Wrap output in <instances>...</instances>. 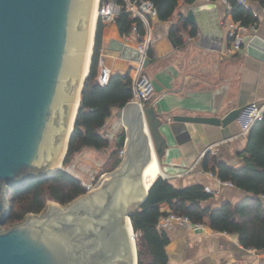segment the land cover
Instances as JSON below:
<instances>
[{"label": "water", "instance_id": "95a60500", "mask_svg": "<svg viewBox=\"0 0 264 264\" xmlns=\"http://www.w3.org/2000/svg\"><path fill=\"white\" fill-rule=\"evenodd\" d=\"M96 2L0 0V264H138L131 216L148 198L143 176L153 151L160 164L169 147L167 121L154 104L130 102L117 113L127 128L125 156L99 191L65 206L49 202L46 211L1 228L11 213V187L62 169L89 75ZM195 10L187 12L193 25ZM119 49L122 58L143 61L142 70L151 62L139 49ZM240 52L264 60V40L246 35ZM245 108L224 118L172 120L225 129L240 122Z\"/></svg>", "mask_w": 264, "mask_h": 264}, {"label": "crops", "instance_id": "0c3cea01", "mask_svg": "<svg viewBox=\"0 0 264 264\" xmlns=\"http://www.w3.org/2000/svg\"><path fill=\"white\" fill-rule=\"evenodd\" d=\"M194 7L197 25L187 19L188 10ZM250 8L258 15L257 31L247 30L244 37L258 35L264 40V7L253 3ZM143 22L146 34L142 42L135 32L122 36L115 22L106 25L100 73L104 68L111 75L133 69L131 75H134L138 63L121 57V44L136 49L143 46L147 54L151 48L154 58L143 72L155 85L152 104L167 121L163 133L169 145L159 164V177L169 180L176 188L203 186L213 194L205 204L211 208L239 204L249 194L218 183L216 176L205 172L202 164L204 154L210 153L230 168L243 167L249 157L251 131L244 132L241 122L223 129L178 123L172 118H224L239 107L263 104L264 60L232 47L228 25L234 20L229 0H195L192 4L181 0L171 20ZM174 26L180 29L181 44L171 43ZM192 29L195 35L190 34ZM119 111L114 110L103 129L111 141L127 130L117 116ZM82 152L93 156L92 152L98 151L85 148ZM162 211L167 213L169 207L163 206ZM163 232L168 238V264H264V250L246 249L236 234L218 233L207 225L193 230L178 223L168 225Z\"/></svg>", "mask_w": 264, "mask_h": 264}, {"label": "trees", "instance_id": "16d2710c", "mask_svg": "<svg viewBox=\"0 0 264 264\" xmlns=\"http://www.w3.org/2000/svg\"><path fill=\"white\" fill-rule=\"evenodd\" d=\"M147 1L155 5L158 12L157 20L165 22L171 20L181 0ZM194 1L185 0L187 4H192ZM249 1L251 4L258 3L264 7V0ZM229 2L235 22L246 28L258 23L251 8L247 9L239 5L236 0ZM116 3L125 6L124 0H116ZM115 23L122 36L131 35L135 28L139 41H143L146 34L144 22L140 18H135L131 12L123 10L115 18ZM105 27L106 25L99 19L91 67L84 83L79 112L63 164L67 166L70 160L85 148L103 151L114 146L111 172L122 162L120 152L125 147L126 133L122 132L115 142H112L104 135L103 129L107 120L113 116L114 110H122L132 101L134 92L133 75H131L133 69L125 73L112 74L109 82L104 86L98 81ZM179 33L180 29L175 26L170 32V38L175 44H181L183 41ZM195 33V29L190 31L191 35ZM147 56L154 58L151 48ZM247 151L249 157L240 169L230 168L210 153L203 158L202 166L205 172H211L220 181L230 182L249 194L237 205L228 203L211 208L205 204L212 199L213 194L207 192L203 186L176 188L169 180L162 177L155 180L147 200L131 216L133 229L139 234L138 264H168L166 253L168 238L157 228L168 215L162 211L163 206H168L170 213L187 216L193 223L207 225L215 232L238 235L246 249L264 250L262 199L264 197V120L252 128ZM86 193L80 179L65 169L58 170L49 178L11 187L8 193L11 213L1 227L20 223L28 214H40L49 201L65 206Z\"/></svg>", "mask_w": 264, "mask_h": 264}, {"label": "built area", "instance_id": "2783aa9c", "mask_svg": "<svg viewBox=\"0 0 264 264\" xmlns=\"http://www.w3.org/2000/svg\"><path fill=\"white\" fill-rule=\"evenodd\" d=\"M125 6H121L116 3V0H100L99 3V19L105 25L111 24L115 22V18L123 11L127 10L133 14L135 18H140L142 21H152L157 19V9L155 5L151 1L147 0H124ZM237 3L247 9L250 8L249 0H236ZM255 18H258L257 13L253 12ZM229 29V37L231 41V45L235 50H240L243 47V39L244 33L247 30H252L253 32L257 31V24L252 25L251 27H243L240 23L230 22L228 25ZM134 28V32H135ZM139 51L143 56H147V50L144 49L143 46H139ZM143 61L137 64V68L134 70L135 73L133 75V92L134 97L131 102L138 103L141 107L145 104L153 102L155 95V85L152 79L143 72L142 70ZM102 65V62H101ZM111 76V72L106 68L102 69L98 81L104 86L109 82ZM264 120V103H252L245 108L240 117V122L242 123V129L244 132L249 133L251 129L258 123L263 122ZM215 153L214 151H212ZM125 156V150L123 149L120 152V157L123 158ZM205 156V154H204ZM218 183L233 186L230 182H222L216 177ZM83 187L87 192H89L93 183H85L82 182ZM208 192V191H207ZM210 193V192H209ZM263 204H264V197ZM264 206V205H263ZM168 215L159 223L158 230L163 231L168 225L172 223H178L183 225L184 227L191 228L193 230L204 229L205 225L201 223H193L189 217L181 216L177 214L167 212ZM139 234L134 231L133 238L134 241H138Z\"/></svg>", "mask_w": 264, "mask_h": 264}, {"label": "rangeland", "instance_id": "374dc122", "mask_svg": "<svg viewBox=\"0 0 264 264\" xmlns=\"http://www.w3.org/2000/svg\"><path fill=\"white\" fill-rule=\"evenodd\" d=\"M163 128H162V131H163ZM122 130H125V129L122 128ZM120 131H121V128H120ZM112 142H115V139H112ZM113 152H114V146L107 150L92 152L94 154L93 156L86 155L84 152L81 151L80 153H77L70 160L67 166L63 164L60 167L62 169H65L67 172L73 174L74 176L79 177L81 182L93 183V187L89 192H93V191L97 192L100 190L102 185L105 183L106 178H108L109 174L113 172V171L110 172L112 163L114 162V159L111 160ZM121 159L123 160L124 157ZM74 163L76 164V168L73 167ZM7 198L9 200V194ZM49 202H52V201H49ZM44 213L45 212H43V214ZM1 228L3 230H6L9 227L6 226V227H1Z\"/></svg>", "mask_w": 264, "mask_h": 264}, {"label": "bare ground", "instance_id": "6f19581e", "mask_svg": "<svg viewBox=\"0 0 264 264\" xmlns=\"http://www.w3.org/2000/svg\"><path fill=\"white\" fill-rule=\"evenodd\" d=\"M99 3H100V0H97V2H96V8H95L94 21H93V27H92L91 47H90V52H89L87 67H86V70H85V75L88 74L89 67H90V63H91L90 61H91L92 50H93V45H94V37H95L96 25H97V21L99 19ZM78 105L79 104L77 103V105L75 107L74 114H73V118H72L73 120L76 117ZM73 120L71 122L70 131L72 129ZM160 173H161V171H160V167H159V161H158V158L156 157L155 152L153 151L152 161L147 166V168L145 169L144 176H143L146 189H150L151 188V186L153 185V183L155 182V180L159 177ZM132 232L134 234V229H132ZM134 244H136V241H135Z\"/></svg>", "mask_w": 264, "mask_h": 264}]
</instances>
